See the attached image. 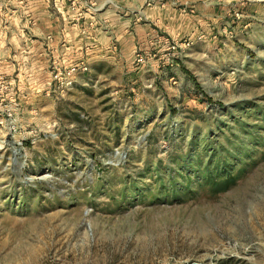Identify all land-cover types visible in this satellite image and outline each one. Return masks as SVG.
Here are the masks:
<instances>
[{"label":"rangeland","instance_id":"374dc122","mask_svg":"<svg viewBox=\"0 0 264 264\" xmlns=\"http://www.w3.org/2000/svg\"><path fill=\"white\" fill-rule=\"evenodd\" d=\"M160 1L111 62L0 72V264H264V0Z\"/></svg>","mask_w":264,"mask_h":264},{"label":"crops","instance_id":"0c3cea01","mask_svg":"<svg viewBox=\"0 0 264 264\" xmlns=\"http://www.w3.org/2000/svg\"><path fill=\"white\" fill-rule=\"evenodd\" d=\"M27 2L28 15L24 12L23 2L0 0V72L5 71L9 74L11 69L13 73L17 72L15 76L20 80L21 61L16 64V68L9 61L19 52L17 49L22 40L26 41L28 47L26 57L32 64L38 60L45 61L42 44H46L51 48L56 46L53 49L59 52L58 54L61 52L64 58L68 57L69 60L84 57L87 59L88 55L92 69L97 59H107L111 62L113 55L118 56V52L115 51L117 45L120 44V52L125 55L132 49L133 43L140 40L146 42L147 38H154L156 35L153 24L156 21L180 17V13L167 9L166 4L160 0H27ZM18 18L35 20L29 24L31 27L28 31L20 32ZM85 30L89 33H85ZM113 36L119 38L117 43L114 42ZM33 67L34 70H40L43 65L41 67L37 63ZM35 84L38 85L37 82Z\"/></svg>","mask_w":264,"mask_h":264},{"label":"built area","instance_id":"2783aa9c","mask_svg":"<svg viewBox=\"0 0 264 264\" xmlns=\"http://www.w3.org/2000/svg\"><path fill=\"white\" fill-rule=\"evenodd\" d=\"M18 1H21L22 2V0H18ZM174 47H175V45H174ZM80 65H82V67L84 68V69H87V66H86V64H84V62H82V64H80ZM80 66L79 65H77V64H73V65H68V66H66L65 67V69H63V68H61V67H58L57 68V73L55 74V76L56 77H64L65 78V82L66 83H71V81H72V75L74 74V72H76L77 70H78V68H79ZM64 73V74H63ZM60 74V75H59ZM62 74V75H61ZM59 75V76H58ZM65 75V76H64ZM2 90H3V84H1V82H0V93H2ZM9 115H12V112H10L9 111Z\"/></svg>","mask_w":264,"mask_h":264}]
</instances>
